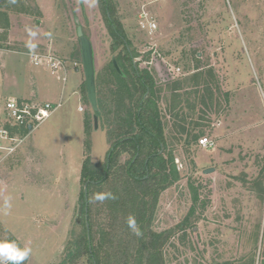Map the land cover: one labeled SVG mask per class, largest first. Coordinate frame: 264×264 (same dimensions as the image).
Returning <instances> with one entry per match:
<instances>
[{
  "label": "rangeland",
  "instance_id": "1",
  "mask_svg": "<svg viewBox=\"0 0 264 264\" xmlns=\"http://www.w3.org/2000/svg\"><path fill=\"white\" fill-rule=\"evenodd\" d=\"M113 2L115 19L135 55L133 64L147 70L158 90L164 151L172 153L178 172V180L160 193L151 223L155 233L171 230L161 248L164 264H250L251 257L260 264L264 254V0ZM0 5L17 16L18 24L26 19L25 26L14 28L13 36L31 39L52 32L56 46L75 52L79 67L67 60L68 67L82 70L76 35L81 27L93 48L96 92L102 100L106 96L108 107L111 62L124 52L121 45L112 49L98 0H0ZM149 22L156 25L152 32L141 27ZM20 28L28 31L22 34ZM8 29L0 32L1 46ZM164 66L178 71L163 77ZM80 94L91 127L89 153L83 145L82 163L88 155L99 170L110 148L106 122L110 115L99 118L95 129L84 83ZM75 98L56 109L62 125L61 136L52 137V154L31 150L28 137L13 153L3 154L2 165L8 171L2 174H10L0 182V242L29 250L21 264H63L72 247L68 244L83 231L82 163L71 171L73 157L65 144L75 153L81 149L76 127L81 113ZM0 114L1 121L3 109ZM49 120L37 128L41 130ZM67 129L77 132L75 137L65 134ZM202 137L211 139L214 148L199 147ZM129 157L120 155L118 164ZM52 173L59 176V183L51 182ZM190 186L197 189L199 201L189 216ZM99 218L100 214L92 217L93 221ZM73 264L90 262L82 257Z\"/></svg>",
  "mask_w": 264,
  "mask_h": 264
},
{
  "label": "trees",
  "instance_id": "2",
  "mask_svg": "<svg viewBox=\"0 0 264 264\" xmlns=\"http://www.w3.org/2000/svg\"><path fill=\"white\" fill-rule=\"evenodd\" d=\"M98 1L113 39L112 49L121 45L124 53L118 54L115 65L111 62L109 83L113 86L107 97V108L106 96L102 100L100 93L96 92L98 111L93 114L98 119L110 115L106 121L110 125L107 133L110 148L99 170L90 163L88 155L82 163L83 231L68 244L72 247L68 249L67 261L63 264H73L82 257H87L90 264H164L161 248L168 241L171 230L170 233H155L151 230V223L160 193L178 180V172L174 156L164 151V124L156 99L158 90L147 70H138L133 64L135 55L129 50V42L115 19L113 0ZM4 28H8L7 19ZM90 129L85 115L84 145L87 152ZM194 139L187 138L186 142ZM122 154L130 157L120 165L118 158ZM190 194L189 216L199 201V194L193 186H190ZM96 208L100 218L93 221L92 217L99 215L93 213ZM129 215L135 218L139 235L129 227ZM186 219L183 223H187ZM249 261L254 264L253 257ZM260 264H264V254Z\"/></svg>",
  "mask_w": 264,
  "mask_h": 264
},
{
  "label": "crops",
  "instance_id": "3",
  "mask_svg": "<svg viewBox=\"0 0 264 264\" xmlns=\"http://www.w3.org/2000/svg\"><path fill=\"white\" fill-rule=\"evenodd\" d=\"M1 6V5H0ZM8 9L2 7L0 8V32L7 31V35L2 36L3 40H7L5 45H0V113L3 109V101L7 99L16 98V99H26L35 102H50L52 104L62 103L64 100L69 99L70 97H76L74 102L76 103V108L78 113H81V117L79 122L76 123V127L79 130V141H81V149L75 153V150L72 149L69 143H65L70 147V154L73 158L70 159L69 166L71 171L73 172L77 166H81L83 159V145L85 141V133H84V118H85V107H83V101L80 94L81 85L84 83V75L81 68L75 69L73 67H68L66 63L65 68L63 70H58L57 72H53L50 68L44 63L41 62L38 65L33 63L32 55L34 53H39L41 55L45 54H55L61 59L72 60V62L76 61L75 52L73 53L72 48L67 46L58 45L54 43L51 39L54 38L53 33H48L47 36H40L38 33L34 35V38L28 39L24 36H13L12 31L15 27L25 26L26 19L24 18L23 22L16 21L17 16L7 11ZM6 19L8 21V28L5 29ZM22 19V16L19 18ZM16 24V25H14ZM27 29L29 27H26ZM20 28L22 34H25L26 31ZM25 38L27 40H25ZM35 41H32L34 40ZM13 46L21 47V49H13ZM37 45H41L38 47ZM6 46L9 47L6 48ZM11 46V47H10ZM26 48V49H22ZM71 49V50H70ZM16 76L18 77V81L16 82ZM23 76V83L19 85L21 78ZM9 86L7 89L6 87ZM10 87H13L11 89ZM11 89V91H9ZM6 92V95L4 93ZM4 95V97H3ZM81 104L83 106H81ZM60 106V107H61ZM58 109V108H57ZM57 110L53 111L50 115L49 121H47L41 130L37 128L36 132L32 130V133L28 136L30 139V147L33 151H42L45 153L52 154L55 148H53L52 137L53 135L61 136L58 133L59 128L62 125V121L60 119L61 114L56 113ZM1 118V114H0ZM34 131V132H33ZM65 134L69 135L71 138L75 137L74 130L67 129L64 131ZM9 147L8 145H5ZM13 153V152H12ZM6 155L10 153L7 150L0 149V182H3V176H9V172L7 174H2V171H8L6 166H3L2 163ZM3 156V158H2ZM3 164V165H2ZM19 166V165H18ZM17 166V167H18ZM50 170H55V165L50 167ZM74 175V174H73ZM51 182L59 183V176L52 173L50 176Z\"/></svg>",
  "mask_w": 264,
  "mask_h": 264
},
{
  "label": "built area",
  "instance_id": "4",
  "mask_svg": "<svg viewBox=\"0 0 264 264\" xmlns=\"http://www.w3.org/2000/svg\"><path fill=\"white\" fill-rule=\"evenodd\" d=\"M141 27L142 29L146 28L147 32H152L155 30L156 25L153 22H149L147 26L141 25ZM32 59L35 65L44 62L53 72L63 70L66 65L65 60L51 53L45 55L34 53ZM72 66L79 67V64L73 62ZM160 71L163 72V77H172L178 69L174 71L172 68L164 66ZM60 106V103L52 104L50 102L40 103L26 99H7L3 106L4 117L0 121V149L7 150L9 153L15 151L16 146L23 143L32 130L47 120L52 112ZM4 141L9 144V147L4 145ZM197 145L204 149L214 148V142L207 137L199 138Z\"/></svg>",
  "mask_w": 264,
  "mask_h": 264
},
{
  "label": "water",
  "instance_id": "5",
  "mask_svg": "<svg viewBox=\"0 0 264 264\" xmlns=\"http://www.w3.org/2000/svg\"><path fill=\"white\" fill-rule=\"evenodd\" d=\"M76 35L79 43L80 61L84 75L86 96L91 110L93 111V113H95L98 111V107L95 88V65L93 48L90 40L83 34L81 27H77ZM113 63L115 65V61H113ZM92 118L93 126L95 129H97L98 117L96 114H93ZM208 171L209 170H205L204 172L206 173Z\"/></svg>",
  "mask_w": 264,
  "mask_h": 264
},
{
  "label": "clouds",
  "instance_id": "6",
  "mask_svg": "<svg viewBox=\"0 0 264 264\" xmlns=\"http://www.w3.org/2000/svg\"><path fill=\"white\" fill-rule=\"evenodd\" d=\"M127 223L136 235L140 234L134 217L129 215ZM28 254V249L22 250L12 242H0V264H9V262L10 264H21L27 258Z\"/></svg>",
  "mask_w": 264,
  "mask_h": 264
}]
</instances>
